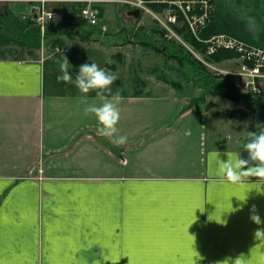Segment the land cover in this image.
<instances>
[{"label": "crops", "instance_id": "0c3cea01", "mask_svg": "<svg viewBox=\"0 0 264 264\" xmlns=\"http://www.w3.org/2000/svg\"><path fill=\"white\" fill-rule=\"evenodd\" d=\"M59 1L51 0L47 9ZM71 1L80 7L79 0ZM9 4L0 0L4 25L11 26L16 13ZM115 5L141 21V14ZM73 18L57 23L71 27ZM125 20L131 29L134 24ZM54 31L61 32L62 44L81 34ZM159 35L172 43L161 30ZM26 44L6 38L0 47L21 50ZM5 55L0 264H264V240L255 238L264 229V186L255 178L236 185L219 171V161L238 154L248 160V132L263 123L234 109L219 120L216 107L236 103L227 98L207 96L185 110L190 99L179 93L121 92L116 136H127V143L118 145L97 135L94 115L84 114L88 104L101 103L96 93L86 94L85 104V94L47 91L46 71L54 66L44 60L49 56ZM237 120L242 126L234 124L233 134ZM253 206L261 225L249 219Z\"/></svg>", "mask_w": 264, "mask_h": 264}, {"label": "rangeland", "instance_id": "374dc122", "mask_svg": "<svg viewBox=\"0 0 264 264\" xmlns=\"http://www.w3.org/2000/svg\"><path fill=\"white\" fill-rule=\"evenodd\" d=\"M56 3L50 6L52 10L59 14L55 25L54 23L52 24L54 25L53 27H56V29L60 28L69 35L78 31L81 33L80 35L77 33L78 36L76 37H69L65 40V44H62L59 38L62 36L61 32L55 34L54 30L56 29H51L44 40L39 38V35L35 32L36 28L30 20L21 18L23 16L22 13H28L27 5L9 4L11 10L16 13V18L11 21V26L4 25L6 21L4 16H1L4 14L3 7L6 6L0 7V43L6 38L15 40L21 38L28 45H22L21 50H19V46L6 49L0 47V54L4 56V53L8 51L5 57L10 56L13 58L21 56V51L26 60L42 59L43 56H49V58L44 60L51 59V63L54 66L48 65L49 71H46L48 79L46 84L47 91H51L53 88L56 92L65 91L67 93L82 94L74 83H65L57 79L61 75V65L67 59L69 71L73 78H75L79 67L84 63H96L99 67L115 73L117 79L111 85L113 93L119 91L120 94L121 92L138 94L144 90L155 93L175 92L186 96L187 99L207 94L206 91L210 86L202 84L199 76H197L199 71L186 60V55L189 52L187 47L185 48L184 45L175 39L171 40V44L163 43L159 35L160 26L151 14L142 12L141 21L137 22L131 19L130 15L125 16L124 8L117 9L115 4L101 1L89 6L90 9L98 11V23L96 26H91L80 18L78 13L79 6L75 5L73 1L62 0ZM117 5L120 6L121 4ZM71 15L74 17L72 19L74 26H71V28L66 24H62L63 26L59 27L60 23L57 22H66ZM121 15L124 17L125 23H128L125 19H129L134 24L131 29L124 22L121 23ZM145 26L152 29V31L144 32L146 30ZM57 39L60 42H57ZM62 47L67 48L68 54L56 53V48ZM181 47L185 48L183 49L184 51ZM202 58L203 61L208 62L204 57ZM226 60L228 61L229 59ZM210 62L213 67L215 66L214 68L218 67L217 69L225 70L235 67L234 64H230L225 60H223L222 64H214L219 62H214L213 60ZM201 63L205 65L204 62ZM205 67V74L214 78L217 89L229 95L236 93L232 78L219 76L212 68H208L206 65ZM52 69L54 71H51ZM91 93H95V91H91L88 94ZM217 97L227 98L224 96ZM216 108L221 112L219 120L223 118L222 113L226 109H234L237 112H241L240 115L244 119L254 122L259 120L264 124V98L259 100L255 98V102L251 106L223 101ZM234 124H237L238 128L242 126V123L238 120L233 122L232 133L236 134V131H234L235 127H233ZM225 130L227 131L228 129L225 127Z\"/></svg>", "mask_w": 264, "mask_h": 264}, {"label": "built area", "instance_id": "2783aa9c", "mask_svg": "<svg viewBox=\"0 0 264 264\" xmlns=\"http://www.w3.org/2000/svg\"><path fill=\"white\" fill-rule=\"evenodd\" d=\"M51 0H6L7 3L24 4L28 6L29 14L22 19L28 18L41 36L45 34L46 27L53 23L58 17L56 11L47 9V4ZM102 0H79V4L86 6L80 9V18L91 26L98 23V11L89 8L90 5ZM109 1V0H108ZM117 4L124 5L131 10H139L152 15L164 31V37H171L180 40L174 27H180L182 23L189 33L197 38V33L207 25L213 14L214 4L212 0H110ZM149 5L164 6L160 13H153L148 8ZM204 55L212 56L219 51L232 52L237 56L239 65L236 69L221 70L214 68L211 64L204 62L199 53L189 51L200 62H204L208 68H212L217 75L233 79L234 88L242 95L251 97L260 96L264 92V50L248 46L230 36L217 34L205 42ZM57 53L67 54V49H57Z\"/></svg>", "mask_w": 264, "mask_h": 264}, {"label": "clouds", "instance_id": "9594fccd", "mask_svg": "<svg viewBox=\"0 0 264 264\" xmlns=\"http://www.w3.org/2000/svg\"><path fill=\"white\" fill-rule=\"evenodd\" d=\"M57 79L65 83H74L79 92L85 94L82 97L85 104H87L86 94L95 91L96 99L101 103L99 105L88 104L84 108V114L94 115L98 124L97 135L114 139L118 145L127 143V136H116L118 131L116 126L120 120L118 105L122 97L119 91L113 93L111 90V85L117 79L115 73L99 67L96 63H84L73 78L69 71V62L65 59V63L61 65V75ZM247 140L249 142L244 145V150L248 152V160L240 159L238 154L237 158H229L226 163L219 161V171L226 181L233 184H249L250 178H255V184L264 186V131H261L259 135L255 132H248ZM215 155L218 157V154ZM249 219L256 225L262 224L254 206L250 209ZM255 238L264 240V229L258 228ZM235 264H240L239 259Z\"/></svg>", "mask_w": 264, "mask_h": 264}, {"label": "water", "instance_id": "95a60500", "mask_svg": "<svg viewBox=\"0 0 264 264\" xmlns=\"http://www.w3.org/2000/svg\"><path fill=\"white\" fill-rule=\"evenodd\" d=\"M212 1L213 16L198 32L200 41H206L216 34H225L251 47L264 50V0ZM135 14L139 13L136 11ZM261 131H264V126L255 133L259 135Z\"/></svg>", "mask_w": 264, "mask_h": 264}, {"label": "trees", "instance_id": "16d2710c", "mask_svg": "<svg viewBox=\"0 0 264 264\" xmlns=\"http://www.w3.org/2000/svg\"><path fill=\"white\" fill-rule=\"evenodd\" d=\"M151 9L155 11H160L162 9V7L159 6H151ZM180 27H174V32L182 37V40L190 45L193 46V49H196L197 51H204V47L203 45L198 42L192 34H190L187 30V28L180 23ZM48 34V30L46 31V35ZM163 35V33H162ZM182 50L185 49L184 47H181ZM184 51V50H183ZM187 58L186 60L191 63L195 69H197L199 71L198 75L199 76V80L202 82L203 85H209L210 87L208 88V90L206 91L207 94L203 95V96H197V97H193L190 99L188 105L185 107V110L190 108L194 103L201 101L204 99V97L207 96H224L227 98L232 99L233 101L239 103V104H244L246 106H251L253 105V103L255 102V98H249L243 95H240L238 93H235L234 95H229L225 92H223L222 90H219L215 87V83H214V78H211L209 75L205 74V66L200 63L197 59H195L189 52L187 53ZM235 55L230 53V52H225V51H220L217 54H215L214 56L210 57V61L213 60L214 62H221L223 60L226 59H230L232 57H234Z\"/></svg>", "mask_w": 264, "mask_h": 264}, {"label": "snow or ice", "instance_id": "6c2138e0", "mask_svg": "<svg viewBox=\"0 0 264 264\" xmlns=\"http://www.w3.org/2000/svg\"><path fill=\"white\" fill-rule=\"evenodd\" d=\"M146 264H163V262H161V261H149V262H146Z\"/></svg>", "mask_w": 264, "mask_h": 264}, {"label": "flooded vegetation", "instance_id": "af4514ba", "mask_svg": "<svg viewBox=\"0 0 264 264\" xmlns=\"http://www.w3.org/2000/svg\"><path fill=\"white\" fill-rule=\"evenodd\" d=\"M263 97H264V95H262V96L260 97V99L263 98Z\"/></svg>", "mask_w": 264, "mask_h": 264}]
</instances>
